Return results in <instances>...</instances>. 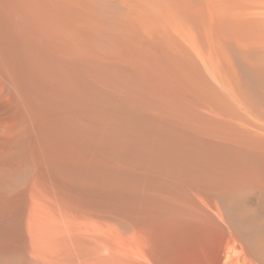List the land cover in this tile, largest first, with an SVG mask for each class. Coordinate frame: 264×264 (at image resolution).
<instances>
[{
    "label": "bare ground",
    "instance_id": "obj_1",
    "mask_svg": "<svg viewBox=\"0 0 264 264\" xmlns=\"http://www.w3.org/2000/svg\"><path fill=\"white\" fill-rule=\"evenodd\" d=\"M0 264H264V0H0Z\"/></svg>",
    "mask_w": 264,
    "mask_h": 264
}]
</instances>
